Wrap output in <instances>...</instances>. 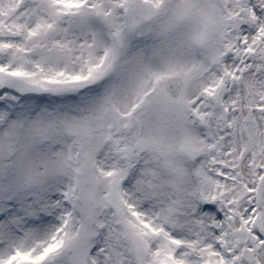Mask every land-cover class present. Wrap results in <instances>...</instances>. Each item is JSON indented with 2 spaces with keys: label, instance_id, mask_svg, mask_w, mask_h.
Returning a JSON list of instances; mask_svg holds the SVG:
<instances>
[{
  "label": "snow or ice",
  "instance_id": "obj_1",
  "mask_svg": "<svg viewBox=\"0 0 264 264\" xmlns=\"http://www.w3.org/2000/svg\"><path fill=\"white\" fill-rule=\"evenodd\" d=\"M0 264H264V0H0Z\"/></svg>",
  "mask_w": 264,
  "mask_h": 264
}]
</instances>
